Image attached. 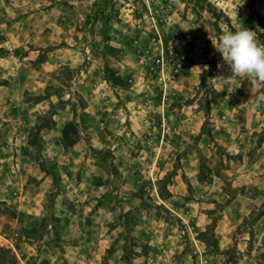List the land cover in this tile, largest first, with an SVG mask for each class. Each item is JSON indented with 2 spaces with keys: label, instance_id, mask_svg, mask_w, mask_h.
Masks as SVG:
<instances>
[{
  "label": "rangeland",
  "instance_id": "374dc122",
  "mask_svg": "<svg viewBox=\"0 0 264 264\" xmlns=\"http://www.w3.org/2000/svg\"><path fill=\"white\" fill-rule=\"evenodd\" d=\"M0 5V264H264V90L211 43L264 0Z\"/></svg>",
  "mask_w": 264,
  "mask_h": 264
},
{
  "label": "clouds",
  "instance_id": "9594fccd",
  "mask_svg": "<svg viewBox=\"0 0 264 264\" xmlns=\"http://www.w3.org/2000/svg\"><path fill=\"white\" fill-rule=\"evenodd\" d=\"M211 43L231 72L228 78L219 75L212 79L222 86V90L225 82L240 80H247L250 83L251 93L264 90V43L257 38V31L249 30L242 25L234 32L226 28L218 34L215 42ZM217 68L220 69L221 65L218 64ZM204 70H207V66Z\"/></svg>",
  "mask_w": 264,
  "mask_h": 264
},
{
  "label": "crops",
  "instance_id": "0c3cea01",
  "mask_svg": "<svg viewBox=\"0 0 264 264\" xmlns=\"http://www.w3.org/2000/svg\"><path fill=\"white\" fill-rule=\"evenodd\" d=\"M1 6V5H0ZM6 9V8H5ZM0 16H2V18L3 19H5L6 18V16H5V14H4V11H2V9L0 8ZM5 31L6 30H4V29H1L0 30V34H4L5 33ZM18 31H20L19 33H21L22 32V30H18ZM14 33V34H13ZM13 33H11V34H8V35H6L7 36V38H8V40L7 41H4V39H2L1 41L2 42H6V43H8V44H10V43H14V41H16V39H18L21 35L20 34H18V32L17 31H13ZM10 42V43H9ZM35 42V41H34ZM11 44V45H12ZM1 46V45H0ZM13 57V54H9L8 55V57ZM13 63V62H12ZM12 63H10V61H9V59H0V64H2L1 66H3V68L4 69H2L1 67H0V76H2V77H4V78H6L5 77V75H7V74H11L12 73V71H13V69L14 68H18L17 66H19V65H17V63H14L15 65V67L14 66H11L12 65ZM8 68V69H7ZM5 69H7V70H5ZM11 70V71H10ZM0 85H7V83H5V82H3V81H1V83H0Z\"/></svg>",
  "mask_w": 264,
  "mask_h": 264
},
{
  "label": "trees",
  "instance_id": "16d2710c",
  "mask_svg": "<svg viewBox=\"0 0 264 264\" xmlns=\"http://www.w3.org/2000/svg\"><path fill=\"white\" fill-rule=\"evenodd\" d=\"M251 6L254 5L253 2L250 3ZM73 133L71 134V132ZM77 140V133L74 128V125L70 123H66L62 130V144L64 147H68L76 143Z\"/></svg>",
  "mask_w": 264,
  "mask_h": 264
},
{
  "label": "built area",
  "instance_id": "2783aa9c",
  "mask_svg": "<svg viewBox=\"0 0 264 264\" xmlns=\"http://www.w3.org/2000/svg\"><path fill=\"white\" fill-rule=\"evenodd\" d=\"M193 254H198L199 255V261H197V263H199V264H206V260L205 259H202L201 257H200V252L199 251H193ZM169 264H171L170 262H169Z\"/></svg>",
  "mask_w": 264,
  "mask_h": 264
}]
</instances>
